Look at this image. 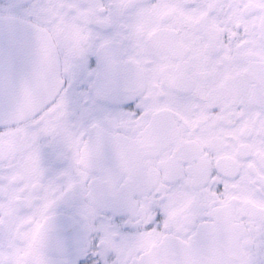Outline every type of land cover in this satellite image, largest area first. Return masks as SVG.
<instances>
[{"label":"snow or ice","instance_id":"obj_1","mask_svg":"<svg viewBox=\"0 0 264 264\" xmlns=\"http://www.w3.org/2000/svg\"><path fill=\"white\" fill-rule=\"evenodd\" d=\"M0 264H264V0H0Z\"/></svg>","mask_w":264,"mask_h":264}]
</instances>
